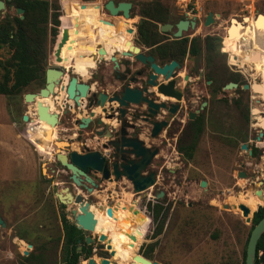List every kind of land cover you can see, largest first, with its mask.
Instances as JSON below:
<instances>
[{
	"label": "rangeland",
	"instance_id": "1",
	"mask_svg": "<svg viewBox=\"0 0 264 264\" xmlns=\"http://www.w3.org/2000/svg\"><path fill=\"white\" fill-rule=\"evenodd\" d=\"M3 1L5 8L0 9V20L7 15H16L15 4L11 3V0ZM105 1L107 0H58V12L62 15L65 11L88 8L89 11L85 12V23L95 30L96 36L105 31L104 25L108 26L102 23L101 19L124 22L128 20L129 27L134 29L131 39L141 47L142 51H146L149 47L138 42L136 23L141 18L140 7L144 5L164 7L172 13L180 12L184 7H194L202 20L209 10L233 13L246 5L264 7V0H114L132 3L130 18L124 19L120 16L115 18L108 15L103 9ZM97 4L100 7L96 10L93 7H97ZM91 9L94 12H90ZM63 21L57 27L53 42L49 41L47 67L67 66L71 57L84 53L81 50H86L82 48L80 51L75 50L76 48L68 50L61 61H55L53 52L63 32ZM161 23L157 22V26L159 27ZM192 32L188 30L183 34L190 38ZM204 33L205 28L202 26L196 35L203 39ZM169 37L161 33V39ZM50 38L49 35V40ZM9 55L10 51L7 47L0 48V60L8 58ZM116 57L119 59V54ZM198 58L200 57H184L178 72L188 75L189 73H186L188 68L192 67L193 61L197 63ZM108 59L99 61L87 78L77 76L85 82H93L92 91H105L111 95L115 89L120 88L121 83L114 78L113 61ZM120 68L123 69V66ZM64 69L69 77L72 69L69 71L66 67ZM192 77L193 75H190V78ZM195 81L191 83L195 89L192 90L195 93L193 98L200 101L204 96L201 92L203 84L200 82L196 84ZM41 87L43 82L40 80V82H32L18 94L5 95L6 114L15 122L19 141L9 143L6 140V145L0 146V217L5 223V226L0 225V264H38L35 261L31 263L25 258L30 255L42 256L45 264H63L62 217L73 223L70 209L75 207L73 203L61 204L54 195L63 186H68L74 194H83L90 202V210L97 221L96 226L100 222L98 209L105 211L109 204L112 206V214L119 217L131 229V235H134L133 223L140 218V211L143 210L148 217L146 232L143 238L138 237L134 245L135 252L129 250L130 248L125 249L130 243H125V239L121 240L117 237V240L110 244L115 254L110 257L104 254L107 253L105 247L99 249V246L97 248L101 256L97 254L91 256L95 260L104 256L114 260V263L110 262V264H126L121 257L127 258L126 256L131 255L134 257L140 254L160 264H244V253L252 222L245 221L240 205L248 208L252 219L253 213L258 208L251 212L250 195H255L251 190L262 187L264 194V180L259 177L256 184L253 182L257 180L255 176L258 173L254 163L258 162V158L242 154L238 146V125L235 120L228 119L233 116L232 110L220 113L227 121L220 120V116L215 119L206 111L200 113V118H204L201 131L194 139L196 142L192 156L186 158L178 147L189 145L193 141L186 121H188V110L194 109L196 102L188 107L189 102L182 100L180 103L185 106L180 107L175 117L183 119L184 122L171 121L154 140L160 150L147 166V169L156 172V181L152 186L134 193L131 182L123 177L118 181L102 179L98 181L97 187L88 192L83 187L73 185L69 178L70 172L61 166L53 155H49L54 149V144L51 142L49 147L44 148L41 142L44 137L62 139L70 142L71 150L77 152L99 150L104 155H108L111 148H104L102 145L107 138L98 135L92 137L91 132L99 126L95 122L94 125L84 129H80L74 123L75 118L86 115V109H82V114L78 108H71L63 113L60 105L57 107L59 121L52 126L50 133L29 130V123L22 120V115L34 116L35 103L25 101L23 95L27 92L36 93ZM58 88L60 85L56 90ZM152 88L156 90V87ZM86 103L85 99L84 104ZM96 116H101L102 121L108 125L115 123V120L104 117L101 108ZM210 117H213L212 120ZM32 122H36V119ZM148 142L146 140V143ZM44 162L46 173L41 171ZM263 163L264 155L260 158L259 166H264ZM239 171H244L246 176L240 177ZM202 180L206 181L204 187L200 186ZM160 191L164 195L156 197L155 195ZM133 198H136L138 207L128 210L127 207L130 206ZM223 204H230L233 207L223 208ZM82 232L87 235L96 233L85 230ZM19 239L24 242L23 245L19 244ZM24 251L28 254L24 255ZM129 251L131 253H128ZM79 259L83 260L82 256ZM82 264H86V261L84 260Z\"/></svg>",
	"mask_w": 264,
	"mask_h": 264
},
{
	"label": "flooded vegetation",
	"instance_id": "2",
	"mask_svg": "<svg viewBox=\"0 0 264 264\" xmlns=\"http://www.w3.org/2000/svg\"><path fill=\"white\" fill-rule=\"evenodd\" d=\"M131 9L132 7H130L129 10L130 14ZM106 13L108 14L107 11ZM161 15L163 18H166V21H163L161 24H170L171 26L165 32H160L158 27V31L164 35H169L170 37L166 39L163 38L158 43L148 46L149 49H146V51L143 52L146 55L153 56L155 62L159 65H163L164 63H160L157 59V55L151 54V51H153L157 45H163L167 42L186 37L188 38V44L187 52L184 57L200 58H198L199 60L197 63L193 61L192 67L188 68L186 73L193 75V77L190 78V75L188 74L187 80L184 79L185 75L178 72V69L182 67L184 57L182 61L175 58L171 59L176 60L180 65V68L176 71L173 84V90L180 91L181 93V99L177 101L173 97H166L157 93L152 86L147 84L149 75L152 72L149 64H141L134 59H130L129 64H124L122 63L124 57L121 56V53L118 50L112 53L115 54V56H118L119 54V59L116 58L119 63V72L114 73V78L119 80L121 86L119 89H115L111 95L120 93L127 84L141 88L146 87L147 91L143 92V95L159 106L156 113H152L146 102H142L140 104H130L127 107L128 112L124 117L127 121V124L124 125V128L127 131V137L130 140L138 142L142 141V146L150 149L156 148L159 151L160 149L157 147L154 140L161 135L163 129L168 126L171 121L177 120L179 123L184 122L183 119L175 117L180 107L185 106V104L183 105L180 103L182 100H187L189 102L188 107L192 106L191 103L196 102L194 109H189L187 113L188 121H186V126L188 131L190 130L191 132H194L196 129V127L192 124V121L200 118V113L202 111L212 114L215 119L220 116L219 119H223V121H225L226 117L220 113L232 110L231 112L233 116L228 119H231V121L235 120L238 125V146L239 148L241 144H246L247 146V150L243 149L242 154L249 155V150V157L257 156L258 158V162L254 163L257 168L256 172L258 173V175L255 176L257 180H253V182L256 184L259 181V177H261V180H264V173H262V171H264V166H259L260 158L264 155V7H248L246 5V7H240L233 13L223 10H209L205 14L203 20L200 19V16L196 13L194 7H184L183 10L177 13H172L163 9ZM119 16L122 17V15L119 14L115 18H119ZM180 21L186 22L187 28L182 29V36L180 38H176L174 37V32L178 30V23ZM192 21L194 22L193 27L191 26ZM206 21L207 24L205 23ZM107 25L108 26L104 25L105 31H103V33L100 35L97 34V36L93 38L91 46L93 43L97 42H101L103 44L108 42L103 38H105V36L113 30V27L109 24ZM202 26L205 28L203 39L196 35ZM188 30L193 31L190 38L183 34ZM127 35L131 36L130 34ZM192 39L196 40L195 42L198 48L197 54L194 55L189 53ZM93 54L96 55L97 58H100L99 51L88 56ZM201 61L203 64H201ZM136 64H139V66ZM60 66L61 65H58L56 68H60ZM120 66H123V69H121ZM88 76L89 75H84L85 78ZM194 80H196V84L199 82L203 84L201 92H203L204 96L200 101H196L193 98L195 93L192 90L195 89H193V85L191 83ZM44 85L45 74L43 86ZM175 104L178 105V109L170 116L169 110ZM151 109L153 108L151 107ZM195 111H198L195 118L189 119V113ZM210 118L212 120L213 117ZM122 119L123 118L120 116L113 118L112 121L115 120V123L112 122L109 125L110 132L112 133L111 139L114 143H117V139L120 136L122 127L120 121ZM203 119L204 118H201L202 123ZM162 121H166L167 125L159 130L155 136H153L152 130L154 128V122L159 123ZM102 129V126L96 127L95 130L91 132L93 134L92 137H95L97 134L96 131ZM104 132L105 131L103 130V133ZM52 140L55 139L52 138ZM146 140L149 142L146 143ZM110 148V153L106 155V161H112L114 159V148H112V146H110ZM129 157L133 158L132 155ZM116 159H118V157H116ZM146 171L150 170L146 168ZM257 189H261V195L262 198H264L262 187H258ZM257 189H254L252 192L255 193ZM255 195H251V198ZM139 219H141V214L140 218L136 219L133 223L134 235H131V229L127 226L129 228V234L122 231L118 236L110 238L109 243L112 244L113 241L117 240V237L118 239L123 240L127 237V235L132 236L136 238V241H130V244H128L125 249L130 248L129 250L135 252L134 245L137 242L138 237L143 238V236H139L138 231L135 228V224ZM98 226L99 225L95 226L94 231L100 234ZM145 232L146 229L144 230V233ZM96 233L93 235H87L80 230L77 243L78 245H81L80 251H82V259L84 257H91L95 254H97V256H101L99 255L101 252H99L100 250L97 248L99 246V249H101L102 246L105 247V251L107 253L104 254H108L111 257L110 250L108 251L105 245V243H108V240H105V243L100 241L98 239V234ZM86 236L91 237V241L89 243L85 240ZM131 251L128 253H131ZM130 257H132V255ZM83 261L84 259H78L77 264H82ZM64 262H66V260H64L63 263Z\"/></svg>",
	"mask_w": 264,
	"mask_h": 264
},
{
	"label": "water",
	"instance_id": "3",
	"mask_svg": "<svg viewBox=\"0 0 264 264\" xmlns=\"http://www.w3.org/2000/svg\"><path fill=\"white\" fill-rule=\"evenodd\" d=\"M97 7H93L94 9H98L100 7L97 4ZM132 3L130 1H118L107 0L103 3V9L108 12V14L112 17H116L119 14L122 15L124 19H128L130 17V7ZM5 8V3L3 0H0V9ZM98 12V11H97ZM16 15H19L20 18H23V8L15 7ZM99 13V12H98ZM102 23L111 24L114 27H118L117 20L112 19H101ZM123 23L124 21H120ZM125 23V22H124ZM207 24V21L205 22ZM170 24H159V31L165 32L170 28ZM191 26H194V22H191ZM186 22L180 21L178 23V30L174 32V37L180 38L182 36V29H186ZM125 32L132 34L134 32L133 27H126ZM67 37V31L62 34L60 41H58L56 48L53 52V56L55 61L60 59L59 50ZM129 41H126L128 43ZM121 56L124 57L122 63L129 64L130 59L137 60L141 64H149L152 72L149 75L147 80V84L152 87H156V92L162 94L167 97H173L177 101L181 99L180 91L173 90L174 77L180 65L176 60H171L169 62L164 63L163 65H159L155 62L153 56L146 55L141 48L136 44H130L128 50H123L120 52ZM115 54H112L110 58H115ZM112 61V59H110ZM115 72H119V63L118 60L113 61ZM65 70L63 66L60 68L56 67H46L45 69V85L39 88L38 92H27L24 93L23 98L25 101H33L36 102L35 119L44 118L45 121L50 122L52 125L58 123L59 114L58 113H49L47 107L40 105L39 102L35 101V96H44L52 93V96L56 95V90L54 91V87L60 85L62 90L64 91V99L60 104V110L63 113L68 112L71 108L80 109V114L83 113V108L86 109V115L75 118L74 123L80 128L84 129L89 125H94V122L102 126V130L96 131V135L99 137L105 136L107 141L103 143V147L112 146L114 148V159L112 161H106V155H104L99 150H87L82 152H77L76 150L70 149V142L62 139L53 140L55 152H53V156L55 160L63 167H65L69 172V178L71 183L76 187H83L88 192H91L94 187L98 186V181L102 179L107 180H121L125 177L127 180L131 182L132 191L134 193H138L148 189L152 186L156 181V173L152 170L146 171L147 166L151 163L153 157L157 154L158 150L150 149L148 147L142 146V141H134L130 140L127 137V131L124 128V125L127 124L126 119H124L127 111V107L130 104H140L142 102H146L149 106V110L152 113H156L158 109V104L152 102V100L148 99L143 95V92L147 91L146 87H136L130 86L127 84L124 89L120 93H115L114 95H110L105 91H92V84L89 82H85L80 79L76 73H71L68 77V80L65 84H62V77L65 75ZM188 76L185 75L184 79L187 80ZM54 84H56L54 86ZM50 91V92H49ZM87 100V103L84 104V100ZM71 101V103H69ZM100 107L102 112L104 113V117L108 119H113L118 116L123 119L120 121L121 133L117 139V143L111 139L112 133L110 132L108 123H104L102 121L101 116H96L95 109ZM151 107L153 109H151ZM178 109V105L175 104L170 108V116L176 112ZM198 111L189 113V119H194ZM23 121H34L32 117L28 114L22 115ZM35 124V123H34ZM167 125L166 121H162L159 123L154 122V128L152 130V135L155 136L159 130ZM36 125H32L29 127V130L34 129ZM103 130L105 131L103 133ZM241 150H247L246 144H241ZM249 156L250 151L248 150ZM130 155L133 158L129 157ZM118 157V159H116ZM41 171L43 173L46 172L45 162L42 163ZM98 174V175H97ZM238 175L240 177L246 176L244 171H239ZM89 184V185H88ZM206 185V181H200V186L204 187ZM260 193L261 189H257L256 193ZM58 201L65 205L73 203L75 207H72L71 213L73 215V223L79 230L85 231H94L96 226V219L94 217L93 212L90 210V202H88L84 195L81 193H72L68 186H63L59 191L54 193ZM164 193L160 191L155 196L161 197ZM259 195V194H258ZM260 196H262L260 194ZM117 205L119 204L116 203ZM261 206L264 207V198L262 200V204L258 205L257 208ZM223 208H232L233 206L230 204H223ZM112 206L111 204L105 209L107 215H112ZM128 210H131L132 207L128 206ZM240 209L244 214V218L246 222H252L250 217V213L247 207L244 205H240ZM0 225L5 226L3 219L0 217ZM264 232V215L255 223L249 233L248 240L246 243L245 249V259L244 264H255V253H256V245L258 239L261 237ZM98 239L100 241H107L106 248L110 249L111 257L115 254V250L111 248L110 241L107 239L106 235L100 233L98 235ZM86 242L91 241L90 236H86ZM105 243V242H104ZM81 245L77 246V250L80 251ZM28 252L24 251V255H27ZM137 260H141L145 264H160L157 261H151L147 258H144L137 254L135 256ZM86 264H110V262L114 263V260L108 257H100L98 258V262L93 257H84Z\"/></svg>",
	"mask_w": 264,
	"mask_h": 264
},
{
	"label": "trees",
	"instance_id": "4",
	"mask_svg": "<svg viewBox=\"0 0 264 264\" xmlns=\"http://www.w3.org/2000/svg\"><path fill=\"white\" fill-rule=\"evenodd\" d=\"M11 3H14L15 7L23 8V18H20L19 15H7L0 20V48L7 47L10 51L8 58L0 60V94L4 95L18 94L32 82H40L41 80L44 83L45 69L48 64L49 41L53 42L57 34V27L62 20H64L62 24L63 32L60 38L66 31L67 37L60 47L59 61H61L68 50L76 48L75 50L80 51V48H90L92 40L96 36L95 30L89 28L85 23V12L86 10L89 11L88 8L65 11L60 15L58 12V0H11ZM163 9L165 8L155 7L154 5L140 7L141 18L136 23L138 42L151 46L161 40V33L158 31L157 22L166 21V18H163L161 15ZM90 12H94V10ZM127 22L128 20H125V23H121L118 20V27L110 24L115 29L103 39L117 43L132 42L131 36L127 35L129 33L125 32V28L129 26ZM49 35L51 36L50 40ZM195 41V39L191 40L189 51L191 55L198 52ZM187 44L188 38L177 39L163 45H157L151 51V54H156L160 63L168 62L174 58L182 61L187 52ZM84 54L80 53V55L73 56L70 58V61L87 58ZM192 124L196 127L195 131L191 132L193 141L189 145H180L178 147L186 158L192 156L196 142L194 139L198 137L201 131V118L195 119L192 121ZM260 200H262V196H254L252 198L251 212L257 208V203H260ZM98 210L100 213L98 216L100 220L98 222L99 231L103 232L107 239L118 236L122 232L119 230V225L126 226L125 223L113 214L107 215L104 210ZM140 214L141 219L137 220L135 228L139 236H144L148 217L143 210L140 211ZM263 215L264 207H259L253 213L252 227ZM116 221H119V224ZM62 227L64 233V260H66L63 264H77L82 254V251L77 250V238L79 237L80 230L64 216L62 217ZM125 233L129 234L126 231ZM126 257H121L126 264H143L139 261L135 262L130 256ZM25 258L31 263L35 261L38 264H45L43 257L40 255H30ZM96 261L98 262V260ZM255 264H264V232L256 245Z\"/></svg>",
	"mask_w": 264,
	"mask_h": 264
},
{
	"label": "bare ground",
	"instance_id": "5",
	"mask_svg": "<svg viewBox=\"0 0 264 264\" xmlns=\"http://www.w3.org/2000/svg\"><path fill=\"white\" fill-rule=\"evenodd\" d=\"M130 44H133L131 42H128V43H124V44H120V43H116V42H113V41H108L106 42L105 44L101 43V42H97V43H93L92 46L86 50H81L82 52H84L86 55H87V58H83L81 60H75V61H70L68 62L67 66L66 65H63L64 67H66V69L69 71L70 69H72V72L73 73H76L79 77H82L83 79L85 78L84 75H89L90 71L95 68V65L101 61L102 59H112V60H116L117 57L115 58H110L111 54L115 51H123V50H127L129 49V45ZM100 52V58H97L96 55H91V56H88L92 53H96V52ZM108 59V60H109ZM60 60V59H59ZM62 64V63H61ZM97 68V67H96ZM68 80V77H67V74H65L63 77H62V84H65ZM56 84H54L55 86ZM59 89V90H58ZM56 90V87H54V91L56 90V94L54 97L51 95L52 93H49L48 95H44V96H35V101L39 102L40 105H43L45 107H47V110L49 113H59L57 111V107L62 103V100L64 99V91L62 90V88H58ZM50 92V91H49ZM35 104V108L34 110L36 109V102H34ZM71 103V101L69 102ZM71 110V109H70ZM84 110V109H83ZM95 112L96 113H99L100 112V108L97 107L95 109ZM35 114V113H34ZM30 115V114H29ZM79 117H82L81 115ZM32 118L35 119V116H32ZM30 126L32 125H36L34 127V129H31L32 131H35V132H40V131H44V132H47V133H50L51 132V128H52V124L48 121H45L44 118H41V119H36V122H32V121H29L28 122ZM35 123V124H34ZM51 142L53 143V140L52 138L50 137H44V139L42 140V146L44 148H47L51 145ZM56 150L54 149V151H51V153H49V155H52L53 152H55ZM46 173V172H45ZM250 191V190H248ZM253 191V190H251ZM263 193V192H262ZM257 196H260L261 192L260 193H255ZM259 194V195H258ZM250 195V194H249ZM251 196V195H250ZM255 196V197H257ZM261 197V196H260ZM258 205H261L262 204V200H260V203H257ZM130 206L133 208V209H136L138 207V205L136 204V198L134 199H131V202H130ZM119 221H116V223H118ZM119 224V223H118ZM119 230L123 231V232H128L129 233V228L127 226H123V225H119ZM133 242V241H136V238L132 237V236H129L127 235V237L125 238V243H128V242ZM19 244H22L23 245V241L22 240H18ZM26 243V242H25ZM18 244V245H19ZM26 246V245H25ZM24 247V246H23ZM22 247V248H23ZM21 248V246H20ZM137 255V254H136ZM132 257V259L135 261V262H141L143 263L141 260H137L135 258V256ZM140 255V254H139ZM142 256V255H140ZM144 257V256H142ZM145 258V257H144ZM135 264V263H134ZM145 264V263H143Z\"/></svg>",
	"mask_w": 264,
	"mask_h": 264
},
{
	"label": "crops",
	"instance_id": "6",
	"mask_svg": "<svg viewBox=\"0 0 264 264\" xmlns=\"http://www.w3.org/2000/svg\"><path fill=\"white\" fill-rule=\"evenodd\" d=\"M91 84L94 83L92 82ZM18 133L19 132H17L15 127V122L11 121L6 114L5 95L0 94V146L4 147L6 145V140L9 143L19 141Z\"/></svg>",
	"mask_w": 264,
	"mask_h": 264
},
{
	"label": "built area",
	"instance_id": "7",
	"mask_svg": "<svg viewBox=\"0 0 264 264\" xmlns=\"http://www.w3.org/2000/svg\"><path fill=\"white\" fill-rule=\"evenodd\" d=\"M54 57V56H53Z\"/></svg>",
	"mask_w": 264,
	"mask_h": 264
}]
</instances>
